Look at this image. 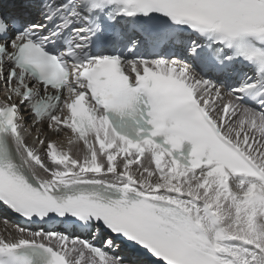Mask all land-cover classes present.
Listing matches in <instances>:
<instances>
[{
	"label": "snow or ice",
	"instance_id": "6c2138e0",
	"mask_svg": "<svg viewBox=\"0 0 264 264\" xmlns=\"http://www.w3.org/2000/svg\"><path fill=\"white\" fill-rule=\"evenodd\" d=\"M0 219V264H264V0H0Z\"/></svg>",
	"mask_w": 264,
	"mask_h": 264
},
{
	"label": "bare ground",
	"instance_id": "6f19581e",
	"mask_svg": "<svg viewBox=\"0 0 264 264\" xmlns=\"http://www.w3.org/2000/svg\"><path fill=\"white\" fill-rule=\"evenodd\" d=\"M55 138V137H54ZM61 139H63V136H61ZM0 234H3V231L2 232H0Z\"/></svg>",
	"mask_w": 264,
	"mask_h": 264
}]
</instances>
